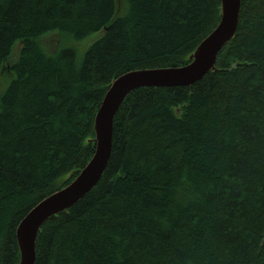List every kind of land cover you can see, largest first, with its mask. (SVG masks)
<instances>
[{
    "label": "trees",
    "instance_id": "1",
    "mask_svg": "<svg viewBox=\"0 0 264 264\" xmlns=\"http://www.w3.org/2000/svg\"><path fill=\"white\" fill-rule=\"evenodd\" d=\"M219 19L220 0H0V264H18L19 222L92 157L111 82L187 64ZM92 34L79 59L68 42ZM35 252V264H264V0H241L200 81L124 99L102 177L41 226Z\"/></svg>",
    "mask_w": 264,
    "mask_h": 264
},
{
    "label": "water",
    "instance_id": "2",
    "mask_svg": "<svg viewBox=\"0 0 264 264\" xmlns=\"http://www.w3.org/2000/svg\"><path fill=\"white\" fill-rule=\"evenodd\" d=\"M240 4L241 0H220L218 24L188 56L187 64L134 70L111 82L94 116L92 141L95 149L92 157L67 186L40 201L16 227L18 264H35V242L41 226L73 206L102 177L112 150L113 120L124 99L137 89L190 87L200 81L214 69L218 53L233 39L239 22Z\"/></svg>",
    "mask_w": 264,
    "mask_h": 264
},
{
    "label": "rangeland",
    "instance_id": "3",
    "mask_svg": "<svg viewBox=\"0 0 264 264\" xmlns=\"http://www.w3.org/2000/svg\"><path fill=\"white\" fill-rule=\"evenodd\" d=\"M97 34H92L90 36H88L87 38H85L82 41H69L68 45L73 46L74 49L77 52V57L79 59H81L84 51L87 49V47L97 38ZM57 39H53L51 42V45L53 48H55V46L57 45V43L55 42ZM79 45V46H78ZM5 73L0 74V91L3 90L4 86H5Z\"/></svg>",
    "mask_w": 264,
    "mask_h": 264
},
{
    "label": "bare ground",
    "instance_id": "4",
    "mask_svg": "<svg viewBox=\"0 0 264 264\" xmlns=\"http://www.w3.org/2000/svg\"><path fill=\"white\" fill-rule=\"evenodd\" d=\"M209 34H210V33H209ZM209 34H208V35H209ZM208 35H207V36H208ZM207 36H206V37H207ZM206 37H205V38H206ZM205 38H204V39H205ZM204 39H203V40H204ZM203 40H202V41H203ZM202 41H201V42H202ZM201 42H200V43H201ZM200 43H199V44H200ZM199 44L197 45V47L199 46ZM18 47H19V46H18V43H16V44L13 46V50H16ZM197 47H196V48H197ZM196 48H195V49H196ZM54 49H55V48H53L52 45L49 46V50L53 51ZM195 49H194V50H195ZM192 53H193V52H192ZM192 53H191V54H192ZM174 67H179V66H174ZM159 68H164V67H159ZM143 69H155V68H143ZM136 70H142V69H136ZM132 71H134V70H132ZM128 72H131V71H128ZM126 73H127V72H126ZM124 74H125V73H124ZM118 77H119V76H118ZM115 79H116V78H115Z\"/></svg>",
    "mask_w": 264,
    "mask_h": 264
}]
</instances>
